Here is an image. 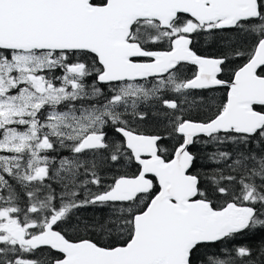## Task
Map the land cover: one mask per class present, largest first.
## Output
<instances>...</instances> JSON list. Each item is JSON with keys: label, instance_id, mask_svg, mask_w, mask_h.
<instances>
[{"label": "snow or ice", "instance_id": "6c2138e0", "mask_svg": "<svg viewBox=\"0 0 264 264\" xmlns=\"http://www.w3.org/2000/svg\"><path fill=\"white\" fill-rule=\"evenodd\" d=\"M0 264H264V0H0Z\"/></svg>", "mask_w": 264, "mask_h": 264}, {"label": "trees", "instance_id": "16d2710c", "mask_svg": "<svg viewBox=\"0 0 264 264\" xmlns=\"http://www.w3.org/2000/svg\"><path fill=\"white\" fill-rule=\"evenodd\" d=\"M221 33L220 36L223 37H231L232 39H235V34L234 33H228L225 34ZM204 38L201 37V43L202 40ZM205 45L204 46H200L198 49H203L204 52H208L206 54L210 55V56H219L222 55L224 51H226V48L224 47L225 45V40L221 39L219 36L218 37H209V39L205 40ZM244 59L241 58H237L234 59L230 62V64H228L227 66H235L234 64H240L242 65L244 63ZM185 72L187 77H191L192 74L195 72V68L191 65H185ZM101 87H104L103 85H101ZM105 91H107V89H105ZM226 92L227 89L226 88H218L214 91H197L193 93V97L200 99L201 97H208L211 98L212 103L214 104H219L221 102L224 101L225 96H226ZM192 97H190L191 99ZM153 111H156L155 108H153ZM206 112V109L200 110L199 112L197 111H193L192 115L194 118H203L204 114ZM149 131H152V128L150 127L148 129ZM157 132H159V134L164 135V128L161 125L159 128L156 129ZM164 146L169 148V150H171V148L177 143V139H165L164 140ZM58 152H61L63 155H68L67 150H63V149H57ZM190 151H193L194 153H196V155L198 156V167L200 166H207L209 165V161L206 159V157L208 156L209 152L211 151L210 149H206L205 147H203L201 144H196L195 146L190 148ZM126 170L129 173H133L136 171V162H129L126 166ZM109 177L112 175V173L108 174ZM110 182V179L109 181ZM54 187H56L55 184H53ZM59 190V189H57ZM93 191H95L96 189L93 188ZM107 211V209H100L98 207H88V208H82L79 209L77 211V218H81L85 221H87L89 218L95 216V217H100L102 216L105 212ZM94 238H99V237H94ZM253 244H258L260 243V239H254L252 241H247ZM46 251V250H45Z\"/></svg>", "mask_w": 264, "mask_h": 264}, {"label": "flooded vegetation", "instance_id": "af4514ba", "mask_svg": "<svg viewBox=\"0 0 264 264\" xmlns=\"http://www.w3.org/2000/svg\"><path fill=\"white\" fill-rule=\"evenodd\" d=\"M227 34V32L225 33ZM201 37H203L204 39L202 40V43H201ZM209 37H212V36H208V35H203V36H199V37H194V48L198 51V54H201V55H208L206 53L208 52H204V50L201 48V49H198L200 46H204L205 45V40L209 39ZM210 56V55H209ZM230 64V62L228 63ZM235 66H227V75L223 76L222 78L224 79H228L230 78V75H231V72L232 70H234L236 67H238L240 64H234ZM195 68V66H193ZM195 71H196V68H195Z\"/></svg>", "mask_w": 264, "mask_h": 264}]
</instances>
